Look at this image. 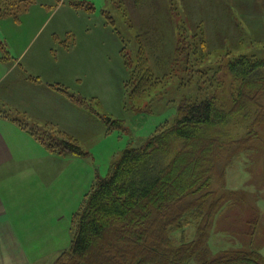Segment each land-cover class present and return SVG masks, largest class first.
Masks as SVG:
<instances>
[{
    "label": "rangeland",
    "instance_id": "1",
    "mask_svg": "<svg viewBox=\"0 0 264 264\" xmlns=\"http://www.w3.org/2000/svg\"><path fill=\"white\" fill-rule=\"evenodd\" d=\"M0 10L8 12L0 15V85H11L0 88V111L46 136L50 124L87 153H51L23 131L22 153L32 159L7 176L5 189L16 188L9 214L29 264H55L97 176L171 122L184 100L214 92L222 59L264 58V0H0ZM257 131L252 148L211 185L206 208L220 201L202 249L211 259L264 255V123ZM201 225L196 216L174 231L176 245L197 241Z\"/></svg>",
    "mask_w": 264,
    "mask_h": 264
},
{
    "label": "trees",
    "instance_id": "2",
    "mask_svg": "<svg viewBox=\"0 0 264 264\" xmlns=\"http://www.w3.org/2000/svg\"><path fill=\"white\" fill-rule=\"evenodd\" d=\"M6 13L0 10V15ZM186 48L197 53L193 43ZM220 65L214 92L184 100L171 122L160 125L142 145H129L106 177L97 176L73 216L71 246L55 264H192L195 259L201 264H264L257 250L213 259L202 250L220 202L206 208L213 197L211 185L216 176L224 178L234 158L252 148L257 127L264 123V58L226 56ZM250 118L246 132L236 136L242 121ZM13 121L51 153L87 155L74 137L50 124L43 126L46 136L21 119ZM196 216L204 219L198 240L176 245L173 232Z\"/></svg>",
    "mask_w": 264,
    "mask_h": 264
},
{
    "label": "crops",
    "instance_id": "3",
    "mask_svg": "<svg viewBox=\"0 0 264 264\" xmlns=\"http://www.w3.org/2000/svg\"><path fill=\"white\" fill-rule=\"evenodd\" d=\"M23 82L31 90L35 89L31 79L28 81L23 79ZM10 87L11 85H0V88L5 91H9ZM23 131L25 130L17 123L0 112V264H29L27 254L21 244V237L14 224L11 223L12 217L9 214L16 202V188L14 190L5 189L7 176L11 178L22 162L32 159L30 155L22 153L20 142L25 137Z\"/></svg>",
    "mask_w": 264,
    "mask_h": 264
}]
</instances>
